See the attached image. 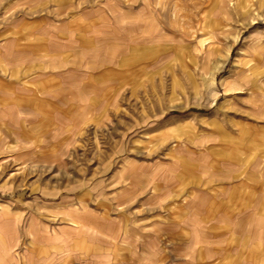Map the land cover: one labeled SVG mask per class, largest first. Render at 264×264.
Here are the masks:
<instances>
[{"label":"rangeland","instance_id":"374dc122","mask_svg":"<svg viewBox=\"0 0 264 264\" xmlns=\"http://www.w3.org/2000/svg\"><path fill=\"white\" fill-rule=\"evenodd\" d=\"M10 73L0 264H264V0H0Z\"/></svg>","mask_w":264,"mask_h":264},{"label":"crops","instance_id":"0c3cea01","mask_svg":"<svg viewBox=\"0 0 264 264\" xmlns=\"http://www.w3.org/2000/svg\"><path fill=\"white\" fill-rule=\"evenodd\" d=\"M29 89L30 88L28 86H25L21 82V79L18 77V75L14 74V73H10L9 78L7 80H3V78H0V106L3 103L16 100L21 95L20 93L25 94L27 96L29 91H30ZM2 112L3 111L0 110V114ZM1 116H2V114H1ZM4 116H5V114H4ZM2 146H3V144L0 143V148ZM74 222H75V226L73 227V231L75 233L86 231L87 233H90V234H101L104 236V234L101 232V228L96 227V225H94V226L93 225H91V226L78 225V224H76V221H74ZM108 230H109V233L111 234L110 228H108Z\"/></svg>","mask_w":264,"mask_h":264}]
</instances>
